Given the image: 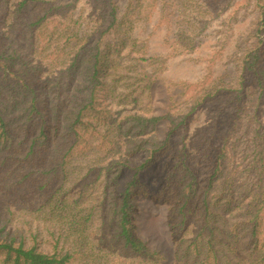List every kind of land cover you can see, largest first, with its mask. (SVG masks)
<instances>
[{"label":"trees","instance_id":"obj_1","mask_svg":"<svg viewBox=\"0 0 264 264\" xmlns=\"http://www.w3.org/2000/svg\"><path fill=\"white\" fill-rule=\"evenodd\" d=\"M49 1L4 0L9 10L4 22L37 11L27 25L39 37H32L31 53L50 47L66 55L77 85L64 97L43 95L35 81L47 70L41 56H33L28 66L16 50L4 47L8 36H0V72L31 79L8 89L14 104L0 105V173H6L0 264H164L136 233L135 217L145 200L169 206L176 264H264V135L256 130L252 143L253 183L230 171L224 147L202 161L182 142L197 113L223 92L232 96L230 118L236 125L244 118L257 123L264 95V0H254V26L240 48L236 71L228 73L235 87L213 85L182 110L180 122L175 114H155L152 89L158 77L149 70L155 58L147 47L124 42L127 30L117 0H96L84 27L71 17L65 36L70 49L57 33L64 16ZM54 29V43H43L39 35ZM162 121L169 124L163 139L157 134ZM141 154L145 162L116 190L121 171L132 169L131 159ZM162 160L163 182L153 191L141 174ZM118 167L119 175L111 179L109 171ZM39 179L41 186L27 188ZM50 183L55 189L45 194ZM93 186L102 192L95 194Z\"/></svg>","mask_w":264,"mask_h":264},{"label":"rangeland","instance_id":"obj_2","mask_svg":"<svg viewBox=\"0 0 264 264\" xmlns=\"http://www.w3.org/2000/svg\"><path fill=\"white\" fill-rule=\"evenodd\" d=\"M48 3L58 7L57 12L64 16L60 17L62 26L57 33L64 37V41H61L64 42V47L70 49L68 44H65V36L69 33L66 27H70L71 17L78 21V26H86L92 18L96 0H50ZM116 4L119 16L123 19V31L127 30V37H123L124 42L128 47L133 44L140 49L147 47L149 54L155 58L154 65L149 70L156 72L158 77L152 89L157 116L175 114L180 122L182 110L192 105L195 99L204 95L213 85L221 83L227 88L235 87L228 73L236 71L241 55L240 48L254 26L257 17L254 0H117ZM7 12L9 10L4 0H0V36H8H4V47L7 45L11 53L16 50L23 56V60L28 62V66L33 64L30 62L33 56H41L44 64L42 67L47 70L43 71L39 78H35V81L40 85L43 95L56 98L58 95L64 97L74 92L77 82L67 71L69 64L65 63L68 62L66 55L52 52L48 46L49 51L45 49L46 52L39 49V53L32 54L30 51V44L34 40L32 37H39L37 32L33 36L27 25L37 11L24 15L17 13L11 21L9 20V24V21L4 22ZM55 32L54 29L53 33L42 32L39 36L43 43L53 44V38L57 35L53 36ZM131 36L139 41L132 43L129 40ZM16 68L20 69L21 66ZM23 70H28L27 66L24 65ZM20 79L31 80L24 75L16 79L13 75L6 76L0 72L1 107L14 104L15 95L8 89L16 87ZM40 88L38 87L39 91ZM224 94L226 93H221L215 100L202 107L182 142L197 150L202 161L212 149L224 147L230 171L241 175V182L244 180L246 183H253L256 179L250 171L253 160L250 155L254 150L252 143L255 131L258 130L264 135V95L260 106L257 107V123L249 125L248 119L244 118L237 121L236 125L233 118H230L232 96L227 94L226 97ZM18 96L21 94L18 93ZM168 129L167 121H162L158 127V137L163 139ZM146 159L144 154L131 159L132 169L121 171L116 190L120 191L125 183L133 178L134 168ZM165 166V160L152 165L141 174L143 183L157 191L163 182ZM118 169L119 167L109 171L111 179L119 175ZM5 175L6 173H0V219L6 216V204L3 200ZM91 178H96L95 172ZM42 184L43 181L39 179L30 183L27 188L37 189ZM262 184L264 186V179ZM53 188L55 189V184L50 183L45 194ZM96 188L94 187L95 194L102 192V188L98 189L100 192L95 190ZM112 188L107 190V194ZM108 209V206L104 207L107 220L111 217ZM168 214V205L161 201L145 200L140 204L134 222L139 239L147 243L151 251L159 252L164 264H176L175 242L169 228ZM120 263L128 264L130 261Z\"/></svg>","mask_w":264,"mask_h":264}]
</instances>
